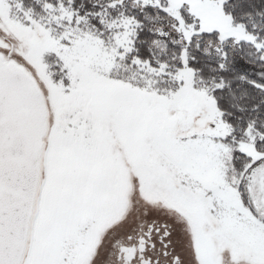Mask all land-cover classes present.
<instances>
[{
	"label": "snow or ice",
	"instance_id": "1",
	"mask_svg": "<svg viewBox=\"0 0 264 264\" xmlns=\"http://www.w3.org/2000/svg\"><path fill=\"white\" fill-rule=\"evenodd\" d=\"M0 264H264V0H0Z\"/></svg>",
	"mask_w": 264,
	"mask_h": 264
}]
</instances>
